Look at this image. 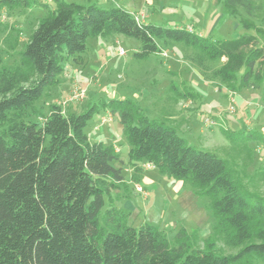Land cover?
I'll return each mask as SVG.
<instances>
[{"label":"trees","instance_id":"1","mask_svg":"<svg viewBox=\"0 0 264 264\" xmlns=\"http://www.w3.org/2000/svg\"><path fill=\"white\" fill-rule=\"evenodd\" d=\"M216 1L227 18H240L246 29L264 28V0ZM54 3L24 48L27 71L3 67L0 49V264H238L253 255L264 259V196L245 188L226 159L188 145L173 127L147 117L133 101L109 100L71 114L54 104L42 122L27 116L47 88L60 84L66 59H82L90 37L136 39L137 60L179 47L205 81L241 93L264 91L259 36L214 39L186 26L143 23L121 8ZM0 5L49 9L41 0H0ZM255 22L259 26L251 24ZM101 109L119 118L130 146L133 179L140 182L148 164L211 196L216 228L236 254L192 248L185 230L177 234L175 247L163 230L128 226L122 221L125 214L115 209L101 217L105 194L124 181L115 166L120 161L115 147L93 141L85 132ZM242 127L222 130L234 147L243 148L252 138ZM259 138L264 143V135ZM262 169L257 175H264ZM101 220L113 229L103 227Z\"/></svg>","mask_w":264,"mask_h":264},{"label":"rangeland","instance_id":"2","mask_svg":"<svg viewBox=\"0 0 264 264\" xmlns=\"http://www.w3.org/2000/svg\"><path fill=\"white\" fill-rule=\"evenodd\" d=\"M41 1L48 2L49 9L0 5L3 67L28 70L23 59L24 48L39 22L55 8L54 0ZM66 1L87 4L79 0ZM185 1V8L180 6L166 8L163 13H149L147 23L171 27L192 24L197 31L214 39H235L256 33L264 45V28L248 30L242 26L240 18L225 16L227 19L219 26V31L206 32L199 17L200 10L191 9L190 0ZM217 6L221 10L223 5L218 3ZM241 18L248 19L244 13ZM251 24L259 26L257 22ZM260 28L259 33L256 30ZM87 47L82 59H66L60 84L46 89L44 97L28 110L29 120L42 122L54 104L61 105L65 114H71L86 112L90 107L109 100L129 99L147 117L173 127L188 145L226 159L230 170L245 188L264 196V175H257L264 167V143L259 138L264 135L263 90L231 93L205 81L182 58L179 47L163 48L162 53L145 60L134 57L140 47L139 41L123 35L90 37ZM121 49L125 51L123 56L120 55ZM173 86L177 87L179 94ZM206 118L213 120L214 124L208 126ZM242 126L253 133L252 138L243 148L234 147L222 130L240 131ZM85 132L93 141L113 145L120 154V161L115 166L122 170L124 181L117 189L105 194L101 217L108 210L115 209L125 214L122 221L128 226L139 228L148 224L163 230L175 247L177 234L185 230L192 248L211 249L224 256L237 253V249L227 245L225 234L216 228L211 196L202 193L189 181L163 176L148 164L143 165L141 181L133 179L134 169L128 158L130 146L118 116L110 109L99 110L88 122ZM101 224L108 230L113 229L102 220ZM238 264H264V259L253 255Z\"/></svg>","mask_w":264,"mask_h":264},{"label":"crops","instance_id":"3","mask_svg":"<svg viewBox=\"0 0 264 264\" xmlns=\"http://www.w3.org/2000/svg\"><path fill=\"white\" fill-rule=\"evenodd\" d=\"M77 1V0H75ZM85 3H97L100 7L109 8H121L125 11L132 13L140 18L141 22L147 23L149 13H163L166 8L175 9L180 8L186 2L185 0H79ZM48 5V2H44ZM79 4V3H78ZM218 2L216 0H190L191 9L200 10L198 16L201 22L204 23V30L211 34L220 30L219 26L226 21L223 8H218ZM184 7V6H183ZM185 8V7H184ZM196 13H199L196 11ZM183 26V25H180ZM188 29L195 31L201 36H205L204 32L197 31L192 24L184 25Z\"/></svg>","mask_w":264,"mask_h":264},{"label":"built area","instance_id":"4","mask_svg":"<svg viewBox=\"0 0 264 264\" xmlns=\"http://www.w3.org/2000/svg\"><path fill=\"white\" fill-rule=\"evenodd\" d=\"M120 55H125V51L123 50V49H121V51H120ZM206 124L208 125V126H210V125H213L214 124V121L213 120H210V119H207L206 118Z\"/></svg>","mask_w":264,"mask_h":264}]
</instances>
